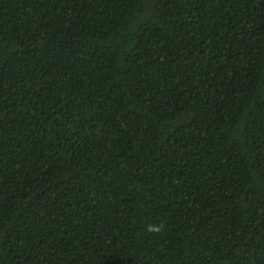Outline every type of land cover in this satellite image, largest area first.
Here are the masks:
<instances>
[{"label": "trees", "instance_id": "16d2710c", "mask_svg": "<svg viewBox=\"0 0 264 264\" xmlns=\"http://www.w3.org/2000/svg\"><path fill=\"white\" fill-rule=\"evenodd\" d=\"M0 264H264V0H0Z\"/></svg>", "mask_w": 264, "mask_h": 264}]
</instances>
